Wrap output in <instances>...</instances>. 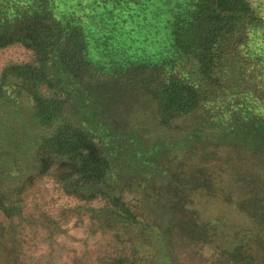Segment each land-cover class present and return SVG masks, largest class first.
Here are the masks:
<instances>
[{
  "label": "trees",
  "instance_id": "obj_1",
  "mask_svg": "<svg viewBox=\"0 0 264 264\" xmlns=\"http://www.w3.org/2000/svg\"><path fill=\"white\" fill-rule=\"evenodd\" d=\"M13 44L0 264H31L13 230L60 226L23 213L43 178L100 230L91 264H264L263 1L0 0Z\"/></svg>",
  "mask_w": 264,
  "mask_h": 264
},
{
  "label": "rangeland",
  "instance_id": "obj_2",
  "mask_svg": "<svg viewBox=\"0 0 264 264\" xmlns=\"http://www.w3.org/2000/svg\"><path fill=\"white\" fill-rule=\"evenodd\" d=\"M26 59L27 51L21 45H9L0 49V70L9 62ZM146 132L150 138L156 136L151 129ZM23 199L25 216L37 217L43 213L60 225L57 229H31L23 222L24 227L13 230L17 241L21 242V249L27 254L26 258L31 257V264H37L45 253L48 258L41 259V264H73L79 258L87 264L92 263L101 232L87 216H82L83 211H78L80 202L63 194L49 178L35 181L25 191ZM14 221L20 222L17 218Z\"/></svg>",
  "mask_w": 264,
  "mask_h": 264
}]
</instances>
